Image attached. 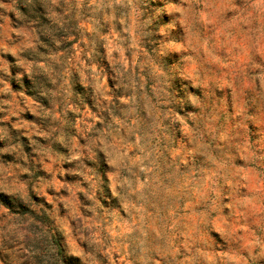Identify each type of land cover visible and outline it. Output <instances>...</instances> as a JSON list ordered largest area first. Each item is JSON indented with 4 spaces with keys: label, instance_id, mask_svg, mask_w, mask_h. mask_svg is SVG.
<instances>
[{
    "label": "clouds",
    "instance_id": "9594fccd",
    "mask_svg": "<svg viewBox=\"0 0 264 264\" xmlns=\"http://www.w3.org/2000/svg\"><path fill=\"white\" fill-rule=\"evenodd\" d=\"M0 264H264V0H0Z\"/></svg>",
    "mask_w": 264,
    "mask_h": 264
}]
</instances>
